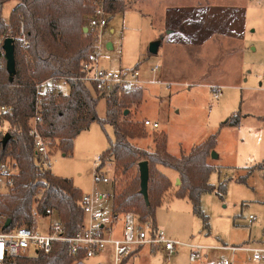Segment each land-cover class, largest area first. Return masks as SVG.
Here are the masks:
<instances>
[{"label": "rangeland", "instance_id": "obj_1", "mask_svg": "<svg viewBox=\"0 0 264 264\" xmlns=\"http://www.w3.org/2000/svg\"><path fill=\"white\" fill-rule=\"evenodd\" d=\"M97 2H94V9ZM16 3L11 0L4 5L5 20H9ZM114 7L101 36V66L114 70L139 66L144 76V70L150 71L154 64L162 63L164 78L174 83H166L173 85L171 88L161 83L149 85L141 103H131L126 114L130 120L142 123L148 118L160 122L158 128L145 125L146 137L132 141L140 147L153 149L154 138L164 132L168 136L169 152L179 156L181 150L189 152L210 135L217 134L219 145L215 152L220 158L212 160L228 168L220 175L214 172L211 183L218 186L219 180L226 179L227 189L223 198L216 192L203 196L206 210L203 209L210 217L211 234L206 236L202 220L195 218L194 241L244 243L250 238L251 230L254 235L255 229L256 235L264 226V169L255 166L264 164V158L251 159L254 154L248 157L243 149L238 153L235 148L238 133L233 137L231 130L226 129L220 138L217 122L222 113L218 111V104L225 109L235 106L241 116L244 112L258 114V109L261 110L258 102L264 99V0H118ZM111 28L115 32H111ZM158 31L164 32L161 37ZM159 39H162V45L167 43L159 53L151 55L149 46ZM108 41L114 42V48L107 47ZM220 84L217 94L209 87L218 88ZM67 90L62 91L66 93ZM105 114L106 99L102 97L98 115L104 117ZM113 135L111 125L93 122L75 138L70 155H64L58 148V141L54 143L51 139L53 173L71 177L84 194L97 197L110 192L112 182H98L94 172L99 165V156L109 145L108 137ZM250 166H255L253 172ZM103 168L112 179L114 164L108 163ZM161 168L170 177L177 173L169 167L159 166L158 169ZM176 188L173 181L171 190ZM112 205V201L98 204L97 210L108 218L113 214ZM159 212L164 214V209ZM252 214L258 218L249 225L247 218ZM58 218L56 212L47 217L35 213L32 225L45 230ZM111 251L109 246L100 259L110 261ZM218 256L217 252H211L207 258L193 264H211ZM92 262V259H84L73 264ZM122 264H190L189 250L181 247L177 253L169 255L164 250L154 253L145 247ZM233 264L258 263L238 252Z\"/></svg>", "mask_w": 264, "mask_h": 264}, {"label": "trees", "instance_id": "obj_2", "mask_svg": "<svg viewBox=\"0 0 264 264\" xmlns=\"http://www.w3.org/2000/svg\"><path fill=\"white\" fill-rule=\"evenodd\" d=\"M9 1L0 0V36L16 38L23 22L30 41L24 51L15 40L16 71L12 79L5 56L0 70L4 101L11 108V138L6 145L2 144L1 155L9 157L19 167L15 187L0 202V213L6 220L11 219V226H31L35 213L47 217L55 212L67 226L69 235H74L83 226L84 210L80 204L83 191L71 177L58 176L37 164L30 135L35 86L55 78L63 79L69 85V91L54 94L47 100L43 108L42 132L54 143L58 141V148L64 155L72 154L75 138L93 122L113 127L114 135L108 137L109 145L101 154L99 165L103 168L108 163L114 164L115 175L111 179L113 213L133 209L139 219L157 225V209L172 189L171 179L158 169L163 165L179 174L180 183L173 190L175 196L191 202L194 213L209 229V216L201 207L202 196L216 192L223 198L227 186L226 180L218 186L210 183V176L217 166L210 164L208 159L217 146V134L181 156L168 151V137L164 132L154 138L153 149L140 147L132 140L146 137L145 123L130 120L125 110H129L132 102L141 103V87L131 91L115 88L100 93L82 78V64L97 41L96 31H85L86 19L93 14L94 2L104 1L109 9H114L118 0H16L7 21L3 10ZM102 97L106 99L104 117L98 115ZM239 121L238 113L224 124L238 125ZM142 161H148L150 168L149 204L141 193L139 164ZM131 171L134 174L130 175ZM83 257V253L69 254L67 245L59 243L51 253L22 259L21 264H73Z\"/></svg>", "mask_w": 264, "mask_h": 264}, {"label": "built area", "instance_id": "obj_3", "mask_svg": "<svg viewBox=\"0 0 264 264\" xmlns=\"http://www.w3.org/2000/svg\"><path fill=\"white\" fill-rule=\"evenodd\" d=\"M109 9L104 1L96 3L94 12L88 20L87 28L97 32V41L90 51L87 59L82 64L83 79L93 85L100 93H108L118 88L119 91H131L143 84L142 73L139 67L120 68L119 70L107 69L101 66L102 42L101 36L109 24ZM7 37L0 36V70L4 66V41ZM14 40L20 42L22 50L26 51L30 45L23 22L20 31ZM158 65L152 68L155 73ZM63 79L49 78L36 84L35 111L31 119L30 135L34 141V153L37 164L44 170H52L54 164V151L52 141L42 132L44 120V106L47 100L54 94L61 92L60 82ZM214 92L218 88L214 87ZM11 108L4 101L0 87V202L15 187L19 175V167L9 157L1 155V146L4 137L10 130L9 115ZM146 126L158 128L159 122L145 119ZM99 165L101 157L98 158ZM97 167L94 177L98 182L111 183L110 176L104 168ZM113 190L103 192L99 196L84 194L80 204L84 210L83 226L74 235L68 234L67 226L59 218L51 223L45 230H38L35 225H16L5 228L6 218L0 213V264H21L22 259L37 257L41 254H49L56 244L65 243L69 254L84 257L80 260L91 259L105 254L110 246L112 248V260L96 261L93 264H122L137 249L147 246L152 252L164 250L168 254L177 252L179 246H188L190 261L196 262L207 256L211 250L246 252L254 261H264V244L254 245L245 243L241 245L227 244H193L186 238L171 231L168 227L155 225L152 221H143L131 211L113 213L109 218L97 210L98 204L111 202ZM255 215H250V224L255 220ZM118 223H121V233L117 234ZM78 260V261H80ZM211 264H232L228 256L222 255Z\"/></svg>", "mask_w": 264, "mask_h": 264}, {"label": "crops", "instance_id": "obj_4", "mask_svg": "<svg viewBox=\"0 0 264 264\" xmlns=\"http://www.w3.org/2000/svg\"><path fill=\"white\" fill-rule=\"evenodd\" d=\"M181 9L182 8H180V10ZM110 30H111V32H115L114 28H111ZM158 32H159V36L160 37L164 33L162 31H158ZM159 41H160V46H159V49H158V53L162 50V48L164 49L165 44L167 43L165 41L166 43L165 44L163 43V45H162V39H159ZM107 47L109 49L114 48V42L108 41L107 42ZM148 55L150 56V54H148ZM162 59H163V57H162ZM156 65H158V70H157V72L154 73L152 71V68L154 66H156ZM135 67H139V66H135ZM120 68H123V67H120ZM107 69H112V68H108L107 67ZM112 70H114V69H112ZM143 73H144V76H142L143 84L141 86V89L143 90V98H144V95H145L144 94L145 89L149 85H154V84L161 83V84H164L166 87L171 88L173 85H167L166 83L174 84L173 82L172 83L168 82V80L164 78L162 63L154 64L151 67L150 71L149 70H144ZM182 84H184V83L182 82ZM209 87L214 92V88H212L211 85ZM65 88L68 89L67 90V92H68L69 91V85L64 80H61V82H60V90H61V92H63L62 90L65 91ZM220 89H221V84L218 86V92H220ZM157 91H160V90H157ZM63 93H65V92H63ZM217 93H215V94H217ZM159 95H161V94H159ZM241 102H242V100H241ZM237 107H238V105H237ZM239 107L240 108L242 107V103L239 105ZM229 108H227L228 111H226L227 109L223 108V106L220 103L218 104V109H219L218 111L222 113V117H220V119H218V122H217L218 124H220L219 125L220 138L225 133L224 130H226V129L231 130L230 133L233 134V137H235V134L238 133V138H237L236 144H235L236 151L239 153L240 150L243 149L244 153L248 157H251L252 154H254V156H252L251 159H255V158H260L258 160L263 159L264 158V99L262 101L258 102V108H261V110L258 109V114H252L250 112H244L243 116H241L240 115V110L236 111L237 108L235 106H230ZM238 113L240 115V121H239L238 125L224 124V122L227 119H229L231 116H233L235 114H238ZM146 119H148V118H146ZM155 121H157V119H155ZM157 122H159V121H157ZM159 124H160V122H159ZM245 128H247V130ZM243 131H244L245 134L243 133ZM218 145H219V141H218V138H217V146H216L215 150L217 149ZM189 152H184L183 150H181L179 156H181L183 153H189ZM212 158L213 157H210L208 159V162L210 164L214 165V166H217V169L214 172H217L220 175L222 173L223 169H225L226 167L228 168V166H226L225 164L216 163L214 160H212ZM217 158H220V154H217ZM214 159H216V158H214ZM258 163H260V162L258 161ZM159 166H163V165H159ZM255 166H259L258 168H263L264 169V164H260V165L257 164ZM255 166H252V167L250 166V169H251L252 172L255 170V169H252ZM160 170L163 173H165L164 168L163 169L161 168ZM212 174H211V176H212ZM166 175L171 179L172 182L174 181L175 185L178 184L177 183V180H178V177H179L178 172L176 174H173L172 177H170L168 174H166ZM211 176H210V183H211ZM245 177L247 178L248 175H246ZM224 180H226V179H223L222 181H224ZM219 181L222 182L221 180H219ZM75 185H76V183H75ZM76 186H78V185H76ZM226 189H227V186H226ZM171 191H173V190H171ZM203 196H202V198H203ZM201 207H202V210L205 212L206 209L203 206V201L201 202ZM203 207H204L205 210L203 209ZM161 208L164 209V212H163L164 214L159 212ZM255 216H256L255 220H257L258 216L257 215H255ZM156 217H157L156 218L157 219L156 222H157L158 225L168 227L171 231H174L176 234L186 238L188 242H191L193 244H204V242L194 241V238H195L194 237V221H195V218H200V217H198L194 213L193 205L187 199L179 198V197L175 196V194L173 192L168 193L166 195V197L164 198V203L157 209V216ZM108 218L110 220V216ZM209 220H210V217H209ZM255 220L253 221L252 224H254ZM202 222H203V220H202ZM247 223L249 224L248 218H247ZM252 224H249V225H252ZM117 225H118L117 234L120 235V233H121V223H118ZM203 227H204V223H203ZM204 229H205L206 236L211 234V224H210L209 229H206L205 227H204ZM249 242L254 244V245L264 244V226L258 229V232H257L256 235H255V229H254V235H253V230H251L250 238L248 240H246L242 244L249 243ZM221 243L222 242H218V243H215V245L216 244H221ZM223 244H225V243H223ZM238 245H241V244H238ZM145 247H147V246H144V247H141V248L137 249L129 257L125 258L123 263L124 262H128L132 255H134L137 251H139V250H141L142 248H145ZM181 247L188 248L190 264L196 263L197 261L196 262H191L190 261V251H191V249L188 246H179L177 252L179 251V248H181ZM150 251H151V249H150ZM158 251H155L154 253H157ZM211 252H217L218 255H219L218 258L213 260V261H216L222 255H225V256H228L230 258V260H231V262L233 264V261L235 260V255L238 252H242V251H238L236 253H230L229 251L228 252L227 251L221 252V251L211 250L209 253H211ZM209 253L207 254L206 258L208 257ZM242 253H244L245 255L247 254L246 252H242ZM169 255H173V254H169ZM103 256H105V255L102 254L101 256H97L95 258H91L92 261H93L91 264H93L96 261L102 260L100 258L103 257ZM233 258H234V260H233ZM247 258L249 260H252V259L249 258L248 254H247ZM111 260L109 262H111ZM252 261H254V260H252ZM255 262H257L258 264H264V261H255Z\"/></svg>", "mask_w": 264, "mask_h": 264}, {"label": "water", "instance_id": "obj_5", "mask_svg": "<svg viewBox=\"0 0 264 264\" xmlns=\"http://www.w3.org/2000/svg\"><path fill=\"white\" fill-rule=\"evenodd\" d=\"M85 31H88V28L85 27ZM160 46V41L152 42L149 46V52L151 54H157ZM4 50L6 57V67L11 75V79L16 71V59H15V40L13 37H7L4 41ZM128 113V109L125 110V114ZM11 138V134L7 133L4 137L3 144L6 145L9 139ZM211 156L213 158H217V153L215 151L212 152ZM140 170V179H141V193L143 194L146 203L149 204V180H150V168L148 161H142L139 164ZM177 183H180V180H177ZM11 219H7L5 223V228L11 225Z\"/></svg>", "mask_w": 264, "mask_h": 264}]
</instances>
